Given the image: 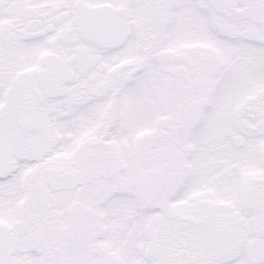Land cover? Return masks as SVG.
<instances>
[{
  "label": "snow or ice",
  "instance_id": "snow-or-ice-1",
  "mask_svg": "<svg viewBox=\"0 0 264 264\" xmlns=\"http://www.w3.org/2000/svg\"><path fill=\"white\" fill-rule=\"evenodd\" d=\"M0 264H264V0H0Z\"/></svg>",
  "mask_w": 264,
  "mask_h": 264
}]
</instances>
